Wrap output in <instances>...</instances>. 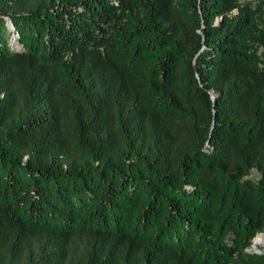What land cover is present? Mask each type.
Segmentation results:
<instances>
[{
	"label": "trees",
	"instance_id": "16d2710c",
	"mask_svg": "<svg viewBox=\"0 0 264 264\" xmlns=\"http://www.w3.org/2000/svg\"><path fill=\"white\" fill-rule=\"evenodd\" d=\"M263 231V0H0V264H264Z\"/></svg>",
	"mask_w": 264,
	"mask_h": 264
},
{
	"label": "rangeland",
	"instance_id": "374dc122",
	"mask_svg": "<svg viewBox=\"0 0 264 264\" xmlns=\"http://www.w3.org/2000/svg\"><path fill=\"white\" fill-rule=\"evenodd\" d=\"M264 1V0H263ZM9 44L10 46H12L13 44L12 43H15V40L13 41L12 37H10L9 39ZM18 46V45H17ZM259 176V173L255 170V169H251L249 174L246 176V178H250V179H256L257 177ZM264 232V231H263ZM260 234V233H259ZM252 241V240H251ZM252 245H253V241H252V244L250 243L249 247L247 248L248 251H251L252 248ZM264 248V244H261V246L259 245L258 246V250L261 252L262 249Z\"/></svg>",
	"mask_w": 264,
	"mask_h": 264
},
{
	"label": "water",
	"instance_id": "95a60500",
	"mask_svg": "<svg viewBox=\"0 0 264 264\" xmlns=\"http://www.w3.org/2000/svg\"><path fill=\"white\" fill-rule=\"evenodd\" d=\"M219 19V17H217L216 18V20H218ZM5 25H6V27H7V29L9 30V31H12V29H13V27H12V24L10 23V21L7 19V18H5ZM15 40V38L13 39V41ZM15 47L16 48H13L14 50H16V49H19V46H17V44H16V41H15ZM211 128L213 127V121L211 122V126H210ZM251 251H253V252H255V253H260V251L258 250V249H251Z\"/></svg>",
	"mask_w": 264,
	"mask_h": 264
},
{
	"label": "bare ground",
	"instance_id": "6f19581e",
	"mask_svg": "<svg viewBox=\"0 0 264 264\" xmlns=\"http://www.w3.org/2000/svg\"><path fill=\"white\" fill-rule=\"evenodd\" d=\"M14 48H16V47L14 46ZM261 244H264V232L260 233L259 235H257L255 237V239L253 240L252 248L253 249H258V246L259 245L261 246Z\"/></svg>",
	"mask_w": 264,
	"mask_h": 264
}]
</instances>
